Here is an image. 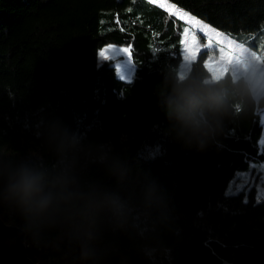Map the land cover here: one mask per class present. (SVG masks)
<instances>
[{
	"label": "trees",
	"instance_id": "1",
	"mask_svg": "<svg viewBox=\"0 0 264 264\" xmlns=\"http://www.w3.org/2000/svg\"><path fill=\"white\" fill-rule=\"evenodd\" d=\"M158 1L264 55V0ZM185 31V23L150 0H0V146L14 158L43 154L33 125L58 118L87 142L110 143L134 173L166 190L172 223L148 242L171 248L170 264H264V199L255 188L229 191L239 174L262 177L264 106L225 118L204 150L164 134L158 88L163 72L181 65ZM106 45L131 49L129 81L117 77L110 61L97 64ZM210 53H198V68L208 71ZM89 175L115 187L99 164ZM2 220L20 227L15 216ZM109 238L128 264H151L139 251L143 241L124 233ZM25 245L34 264H66L61 252L38 251L26 237ZM107 264H119V257Z\"/></svg>",
	"mask_w": 264,
	"mask_h": 264
},
{
	"label": "clouds",
	"instance_id": "2",
	"mask_svg": "<svg viewBox=\"0 0 264 264\" xmlns=\"http://www.w3.org/2000/svg\"><path fill=\"white\" fill-rule=\"evenodd\" d=\"M157 94L167 122L164 134L183 147L204 150L225 118L264 106V61L243 45L219 64L218 72L183 58L182 66L163 72ZM33 128L43 141V154L30 151L14 158L16 153L0 146V220L19 218L31 247L61 252L66 264H107L112 257L128 264L109 238L115 233L143 241L139 251L151 264H159L158 257L170 264L171 248L148 242L159 226L172 223L165 189L150 176L134 173L110 143L87 142L58 118H40ZM93 164L114 179V188L89 175Z\"/></svg>",
	"mask_w": 264,
	"mask_h": 264
},
{
	"label": "rangeland",
	"instance_id": "3",
	"mask_svg": "<svg viewBox=\"0 0 264 264\" xmlns=\"http://www.w3.org/2000/svg\"><path fill=\"white\" fill-rule=\"evenodd\" d=\"M152 3H161L164 8H166L169 13L173 14L178 20L185 23V32L186 33H192L193 36L196 37V43L199 47V52L204 50L211 51L208 59L206 60V67L208 71L210 72V68L216 64L219 63L221 60L224 62H227L231 60L236 55V47L237 44L233 43L225 34H222L218 32L220 35L219 37H213V33H217L214 29L207 26V29H211V31H201L199 28L193 29L192 25L189 24L187 19H182L180 16L174 14V11L172 10H179L180 12L187 13L181 9L176 8L174 5H171L167 2H162L158 0H150ZM188 16L192 17L195 20V17L187 13ZM202 25H205L200 21ZM228 41H231V44L228 43ZM183 42V49H182V63L184 58V52H185V35L182 39ZM129 48L126 46H117V45H106L104 46L97 55V64H101L105 61H110L112 63V66L115 68V72L117 77L122 81H129L132 77L133 71H134V65L131 60V55L126 54L121 49ZM106 50V51H105ZM101 51H105V55H101ZM194 53V58L198 55V53ZM254 53V52H253ZM256 56L260 57V60L264 58V55L260 56L259 54H256ZM262 125H263V131H262V137H264V112L262 113ZM262 171V177L261 179H257L254 174H247L242 173L237 176V181H235L232 185V189L229 191H238L241 189L249 190L251 188L256 189L255 196L257 198H263L264 199V168L263 166L260 167Z\"/></svg>",
	"mask_w": 264,
	"mask_h": 264
},
{
	"label": "water",
	"instance_id": "4",
	"mask_svg": "<svg viewBox=\"0 0 264 264\" xmlns=\"http://www.w3.org/2000/svg\"><path fill=\"white\" fill-rule=\"evenodd\" d=\"M0 264H34L28 257L25 236L20 227L0 220Z\"/></svg>",
	"mask_w": 264,
	"mask_h": 264
},
{
	"label": "snow or ice",
	"instance_id": "5",
	"mask_svg": "<svg viewBox=\"0 0 264 264\" xmlns=\"http://www.w3.org/2000/svg\"><path fill=\"white\" fill-rule=\"evenodd\" d=\"M174 11V14L180 16L182 19H187L189 24L192 25L193 29L199 28L201 31H211V29H207V25H202L199 20H195L192 17L188 16L187 13L180 12L179 10H172ZM213 37H219V33H213ZM229 44H231V41H228ZM126 54H131L130 48L121 49ZM106 51V50H105ZM105 51H101V55H105ZM199 52V47L196 43V37L192 35V33H186L185 34V52H184V58L186 60L192 61L194 58V53ZM257 59H260L259 56H256ZM230 61V60H229ZM224 63L223 60H221L219 63L214 64L210 68V72H218L219 71V64ZM261 198H258V200Z\"/></svg>",
	"mask_w": 264,
	"mask_h": 264
}]
</instances>
